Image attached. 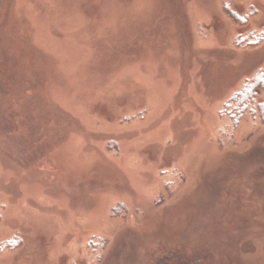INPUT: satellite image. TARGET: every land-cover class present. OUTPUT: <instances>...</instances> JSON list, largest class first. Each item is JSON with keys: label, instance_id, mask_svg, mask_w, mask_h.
<instances>
[{"label": "rangeland", "instance_id": "374dc122", "mask_svg": "<svg viewBox=\"0 0 264 264\" xmlns=\"http://www.w3.org/2000/svg\"><path fill=\"white\" fill-rule=\"evenodd\" d=\"M261 70L264 0H0V264H264Z\"/></svg>", "mask_w": 264, "mask_h": 264}, {"label": "trees", "instance_id": "16d2710c", "mask_svg": "<svg viewBox=\"0 0 264 264\" xmlns=\"http://www.w3.org/2000/svg\"><path fill=\"white\" fill-rule=\"evenodd\" d=\"M262 92H264V70L259 71L245 84L242 91L235 94L229 101L227 106H229V108H232V106L235 107L233 111L229 113L235 126L239 125L241 119L244 118L248 112H251L253 115L255 112L258 113L259 117L264 120V103H260L256 109L252 107ZM250 106L253 109H251ZM229 108H227V110Z\"/></svg>", "mask_w": 264, "mask_h": 264}]
</instances>
